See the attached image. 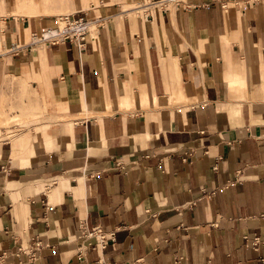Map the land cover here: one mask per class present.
<instances>
[{"label": "crops", "instance_id": "crops-1", "mask_svg": "<svg viewBox=\"0 0 264 264\" xmlns=\"http://www.w3.org/2000/svg\"><path fill=\"white\" fill-rule=\"evenodd\" d=\"M145 1L0 0V52L61 15L98 21L82 51L0 56V264L34 239L21 264H264L245 239L264 236V0L142 22ZM80 224L116 232L95 251Z\"/></svg>", "mask_w": 264, "mask_h": 264}, {"label": "built area", "instance_id": "built-area-1", "mask_svg": "<svg viewBox=\"0 0 264 264\" xmlns=\"http://www.w3.org/2000/svg\"><path fill=\"white\" fill-rule=\"evenodd\" d=\"M172 3L176 2L175 6H178L182 0H159L157 2L148 3L147 8L158 7L160 3ZM149 16V15H147ZM96 22L95 19H87L83 17H72L71 15H61L56 19V25L47 27L40 33L33 35L30 40L26 42H11L4 45L0 52V56L4 55H18L20 52L26 50L30 51L31 47L36 44H43L45 46H57L60 44L70 43L78 48V50H84L88 35L90 33L89 28L92 23ZM213 194L209 193V195ZM116 231H105L101 225H94L88 227L85 224H80L78 227L77 238L82 242L84 248H90L95 251L104 250L110 239L114 238ZM246 245L254 250H258L260 246L264 245V236L245 237ZM43 247L40 239H34L25 247H19L15 253L17 256H22L24 259L19 263H32L38 258V253ZM4 259V255L0 256V261ZM176 264L181 263V258L176 259ZM97 264H102L99 261ZM209 264V262L205 263Z\"/></svg>", "mask_w": 264, "mask_h": 264}, {"label": "rangeland", "instance_id": "rangeland-1", "mask_svg": "<svg viewBox=\"0 0 264 264\" xmlns=\"http://www.w3.org/2000/svg\"><path fill=\"white\" fill-rule=\"evenodd\" d=\"M48 1H50V0H46V2H48ZM176 1H177V0H176ZM183 1L185 2L186 0H183ZM46 2H45V3H46ZM144 2L146 3L145 0H142L141 3L144 4ZM40 3H42V2H40ZM139 4H140V3H134V5H132V6L134 7L133 10H134V11H137V12L133 13V15L136 16V17H139V18L141 19L142 22H145L146 19H147L146 16L149 15V13H150V14H153V7L146 8L147 6H146V7H145V6H141V7H137V8H135V7L138 6ZM175 5H176V2L165 3V4L160 3V5H159L157 8H159L160 10H162L163 8H166V7H171V8H173ZM31 12H34V11H30L29 13H31ZM97 22H98V21L92 23L91 27L89 28V30H90L91 33H93V32L96 31V28H97L96 23H97ZM28 39H29V36H27L26 38L22 39V41L25 42V41H28ZM23 42H21V43H23Z\"/></svg>", "mask_w": 264, "mask_h": 264}, {"label": "bare ground", "instance_id": "bare-ground-1", "mask_svg": "<svg viewBox=\"0 0 264 264\" xmlns=\"http://www.w3.org/2000/svg\"><path fill=\"white\" fill-rule=\"evenodd\" d=\"M40 2H41V0H30L29 4L33 7V6H37V4Z\"/></svg>", "mask_w": 264, "mask_h": 264}]
</instances>
